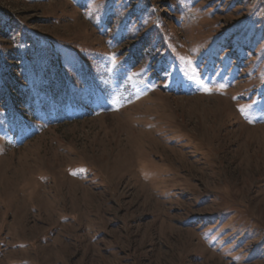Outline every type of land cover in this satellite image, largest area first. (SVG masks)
Here are the masks:
<instances>
[{
    "label": "rangeland",
    "instance_id": "obj_1",
    "mask_svg": "<svg viewBox=\"0 0 264 264\" xmlns=\"http://www.w3.org/2000/svg\"><path fill=\"white\" fill-rule=\"evenodd\" d=\"M0 264H264V0H0Z\"/></svg>",
    "mask_w": 264,
    "mask_h": 264
},
{
    "label": "trees",
    "instance_id": "obj_2",
    "mask_svg": "<svg viewBox=\"0 0 264 264\" xmlns=\"http://www.w3.org/2000/svg\"><path fill=\"white\" fill-rule=\"evenodd\" d=\"M169 62L170 58H168V63ZM59 70L60 69H57V71ZM175 73H177V70L176 72H174V74ZM36 76L38 77V83L36 84V86H29L31 90L30 99L32 98L34 104L36 105V108L39 106L41 107V111L48 112L51 110V107H54L55 110L60 111L62 109V106L68 105L72 102L74 95H72V92L70 90L69 81L63 74H60V77L57 78V86L51 85L53 78H48L39 71L37 72ZM12 97H14V95ZM22 99H26V97L24 96ZM22 99H17L18 104L22 103ZM60 105L62 106L60 107ZM6 111L7 114L5 118L8 122L15 126L16 130H18L19 125L24 123V118L18 113L11 112L9 108H7Z\"/></svg>",
    "mask_w": 264,
    "mask_h": 264
}]
</instances>
